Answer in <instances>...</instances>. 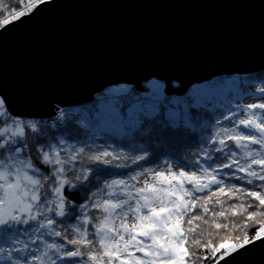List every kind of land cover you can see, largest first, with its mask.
<instances>
[{
  "label": "water",
  "instance_id": "water-1",
  "mask_svg": "<svg viewBox=\"0 0 264 264\" xmlns=\"http://www.w3.org/2000/svg\"><path fill=\"white\" fill-rule=\"evenodd\" d=\"M261 74L264 0H58L0 31V99L9 117L28 121L110 88L149 94L157 81L172 99ZM218 264H264V240Z\"/></svg>",
  "mask_w": 264,
  "mask_h": 264
},
{
  "label": "trees",
  "instance_id": "trees-1",
  "mask_svg": "<svg viewBox=\"0 0 264 264\" xmlns=\"http://www.w3.org/2000/svg\"><path fill=\"white\" fill-rule=\"evenodd\" d=\"M54 1L58 0H47L46 3L38 4V6ZM4 3L7 7L16 8L17 11H20L26 9L28 0H23V2L22 0H4ZM38 6L28 11L25 16L31 15ZM7 14V11H5L3 15H0V19H3ZM253 87L264 88V74L249 78L217 79L190 90L181 98L172 99L158 96L152 92H149V94L140 93L134 87L110 88L105 90L96 101L76 109L66 110L62 120L33 121L36 125V131L25 128L23 139L28 144L27 152L31 154L36 167L40 169V176H50L54 166L40 162L42 153H37L35 151L36 147L49 144L57 146V150H61V156L63 157L66 153L71 152L72 146L76 148L83 146L85 152L77 158L75 171L78 174L81 169L90 170L89 181L94 186L103 185L105 182L114 179L129 180V177L134 174L140 178L150 174L155 167L171 162L179 164L184 169L196 171L199 176H203L202 180L204 182L211 178L210 176L204 178V169L215 175L217 179H222L224 183L222 185L214 184L211 192H218L220 187H224L227 192L229 188L235 186V188L248 191H259L261 195H264V187H257L258 185H264V181L249 177L244 172L236 171V165L232 169L224 168L221 170L218 167L223 161L231 162L224 155L229 150L236 151L235 159L239 160L240 165L247 167L253 159H264V148H261L260 145L249 144L247 150L260 152L261 155L246 158L244 155L245 150L237 149L232 140H226L223 152L214 151V149L221 147L218 143L219 139L225 138L223 132H221L220 137H217L216 133L225 128L236 127L235 121H237L238 114H241L242 111L250 112L251 109L240 110L234 106L239 100L255 97L251 92ZM118 90L121 91L117 92ZM229 98L233 99V103L227 104L226 108L221 109L220 102L225 103ZM0 111L6 113L8 123L12 127L11 117L7 114L4 103ZM261 115L264 116V113ZM4 119L5 117H0V123H3ZM237 131L247 133L248 129L240 125ZM256 135L259 134L256 133ZM2 139L3 137H0V140ZM213 139H216L217 143H211ZM105 149L112 152L117 158L106 157L108 163L88 159L89 156ZM4 151V149H0V153ZM140 156H143L144 159L137 160L136 157ZM65 167L67 169L68 165H65ZM249 171L264 174V171L257 164H252ZM141 172L145 174L140 175ZM67 175L69 179H72L71 171H68ZM237 177L241 179H237ZM248 180H251L252 183H248ZM52 182V179L44 182L41 189L42 198L45 191L50 193L49 185H52ZM73 182L76 184L75 188L65 185L63 189V194L66 197L64 208L66 215L61 217L56 212H50L47 213V216L56 221L53 228L67 235V239L74 237L75 233H73L72 228L79 225L82 229L87 230L89 233L88 239L92 240L94 239L92 233L95 231V217L102 215V213L89 207L87 215L92 222L88 224L80 223L82 216L80 206L89 202L86 198L90 194L84 191L80 181L73 180ZM93 190L95 189L93 188ZM206 197L200 198L199 203H196V207L184 215L183 221L178 222L182 228L187 229L189 227L187 221L190 217L200 215L203 216L205 221H208V223H203L201 220H195L193 226L199 225L196 232H185L189 243L185 244L184 247L188 249L189 253H195V256L189 255L185 258L186 264H192L194 260L196 264H217V261L219 263L227 258L230 254L224 256L223 259H219L224 249L213 253L211 248L193 245L192 242L199 238L202 245L211 241L213 246H218L221 236L225 234L226 230L215 228L212 221L215 219L216 222L221 224L229 222L240 224L246 219L247 212L253 211L247 205L252 204L255 206L259 203L252 197L233 191L228 195L220 194L213 197V200L206 205L209 212L205 214L203 205ZM218 200L224 203H217ZM192 201H194V198ZM240 204L245 205L247 212H244L243 209H237L236 213L233 214L231 206ZM50 206L55 208V205ZM224 209L229 210L227 220L222 217H213V212ZM260 210L257 208V211ZM43 219L44 217H38V220ZM37 222L30 221L28 225L18 224L15 230L8 228L6 225L0 228V264H17V261L20 264H24L25 261H27V264H40L39 261L33 259L37 255L43 257L44 264H49L48 257L43 256V252L47 250L49 255L56 258V254L47 249V243L53 241L64 244V251L78 247L68 244L61 237L43 235L47 229H41L39 237L31 236L30 239V233L26 229H30ZM258 227V224L253 226L249 222L247 235L251 237ZM4 231L10 234V238L15 233V236H18V242L12 244L6 241L3 236ZM235 234L233 232V235ZM32 239H35L36 242L32 243ZM95 239L99 240V237H95ZM260 241L263 240H254L239 249L252 246ZM25 243H27L29 250L27 252L12 251V259H9L7 249L13 247L23 248ZM96 247L99 248V245L97 244ZM33 248L38 249V251L31 252ZM81 251L87 252L88 249L81 248ZM135 255L141 259H150V257H144L141 252H136ZM21 257H23L22 260ZM197 257L200 259H197ZM203 257H207V259H203ZM121 259H127L131 264L130 257L122 255ZM83 260L87 261V264H92L91 261L87 260V256ZM57 264H72V261L57 259ZM113 264H120V261L114 260Z\"/></svg>",
  "mask_w": 264,
  "mask_h": 264
},
{
  "label": "snow or ice",
  "instance_id": "snow-or-ice-1",
  "mask_svg": "<svg viewBox=\"0 0 264 264\" xmlns=\"http://www.w3.org/2000/svg\"><path fill=\"white\" fill-rule=\"evenodd\" d=\"M46 2L47 0H28L26 9L17 11L16 8L7 7L4 0H0V15H3L5 11L8 13L7 16L0 19V28L19 20L38 4ZM260 91L264 93V88ZM2 108L3 101H0V109ZM248 108L264 111V103L250 104ZM0 117H5L3 123H0V137H3L0 140V149L5 150L0 153V228L6 225L8 228L15 230L18 224L28 225L30 221H38L30 229H26L30 233V239L31 236L39 237L41 229H47L43 235L61 237L68 244L78 246L72 250L64 251L65 245L62 243L58 244L54 241L47 243V249L56 254V258H53L52 255H49V251L45 250L43 252V256L48 257L49 264H57V259L71 260L72 264H87V261L83 260L85 256L92 264H113L114 260L120 261V264H129V260L121 259L122 255L130 257L131 264H186V257L189 255L195 256L194 252L189 253L188 249L184 247L185 244L189 243L185 232H196L199 225L193 226L195 220H201L203 223H208V221H205L203 216L197 215L188 219L189 227L187 229L182 228L178 222L183 221L184 215L192 211L196 207V203L200 201L199 197H195L194 201H185L184 197L193 196L194 192H200L204 189L211 191L210 185H222L224 183L222 179H217L215 175L204 169V178L209 176L211 178L208 183H203L202 177L197 175L196 171L174 173L171 169H168L167 172L151 173L150 180L146 179L143 186L139 188L129 182H139V176L135 174L131 175L129 180L114 179L105 182L103 185L94 186L89 181L90 170L81 169L78 174L75 171L77 158L85 152L83 146L79 148L72 146L71 152L62 157L61 150H57V146L51 144L39 146L35 149L37 153H42L41 163L54 166L50 176H40V169L36 167L33 157L27 152L28 144L23 139L25 128L36 131V125L24 124L22 121L12 119L11 124L15 125V128H13L8 123L5 112L0 111ZM240 125L248 129V132L237 131ZM221 132H223L225 138L219 139L218 143L221 147L214 149V151L223 152L226 140H232L237 149L245 150L244 155L246 158L261 155L260 152L247 149L249 144L260 145L261 148H264V120L257 123L255 119L249 116V118L239 119L236 122V127L218 131L216 136L220 137ZM256 133L259 135L257 136ZM211 143L215 144L217 140L213 139ZM224 155L231 162L223 161L219 164L218 167L221 170L224 168L232 169L236 165V171L244 172L249 177L264 181V174L249 171L252 164L259 165L261 170L264 171V159H253L252 163L245 167L240 165L238 159H235L236 151L229 150ZM109 156H112L113 159L117 158L112 152L105 149L89 156L88 159L108 163L105 158ZM136 159H144V157L140 156ZM65 165H68L67 169ZM68 171L72 172V179L68 178ZM144 174V172L140 173V175ZM48 179L53 181L52 185H49L50 193L45 191L42 198L41 189ZM237 179L241 178L237 177ZM73 180L80 181L84 191L90 194L86 198L89 202L80 206L82 214L80 223L88 224L92 222L87 215L89 207L102 213V215L95 217V231L92 233L94 239L92 240L88 239L89 233L87 230L82 229L79 225L72 228L73 233H75L74 237L67 239V235L53 228L56 221L47 216V213L50 212H56L61 217L66 215L64 212L66 197L63 194V189L65 185L75 188L76 184ZM173 181H177V183L173 184ZM185 182L192 185L191 190L184 187ZM247 182L252 183L251 180ZM165 183L169 187H161ZM257 187H264V185H258ZM129 188H133L134 191L129 192ZM233 191L254 198L255 201L259 202L258 205L248 204L247 207L253 209L251 212H247L244 204L231 206L233 214L236 213L237 209H243L244 212H247L246 219L240 224L235 222L221 224L216 222L215 219L212 221L215 228L226 230L225 234L221 236L218 246H213L211 241L202 245L199 238L192 242L193 245L211 248L213 253L224 249L219 259H223L224 256L254 240H264V195H261L259 191H248L233 186L226 192L224 187H220L218 192H211V195L204 199V213L208 214L209 209L206 205L213 200V197L220 194L228 195ZM173 196L175 199H171ZM133 200L134 204L130 203ZM217 203L223 204L224 202L218 200ZM50 205H55V208ZM257 208L261 210L257 211ZM145 210L147 214H145ZM228 211V209H224L213 212L212 215L227 220ZM16 213H19V215ZM166 213L167 215H165ZM129 214L133 217L130 224L126 222ZM38 217H44V219L38 220ZM249 222L253 226L259 225L257 231L251 237L247 235ZM233 232L236 234L233 235ZM3 236L6 241L12 244L18 242V236H15V233L10 238V234L4 231ZM95 237H99V240H96ZM140 237L143 239H140ZM35 242L36 240L32 239V243ZM97 244L99 248L96 247ZM81 248L88 249V251H81ZM130 248L134 251H129ZM28 250L27 243L23 248L13 247L7 249L9 259H12V251L27 252ZM37 251L38 249H31L33 253ZM136 252H141L144 257H150V259H141L135 255ZM105 258H107L106 261ZM22 259L23 257H21ZM33 259L39 261L40 264H44L42 256L37 255ZM197 259L200 258L197 257ZM203 259H207V257H203ZM17 264H20V262L17 261ZM24 264H27V261ZM192 264H196V261L194 260Z\"/></svg>",
  "mask_w": 264,
  "mask_h": 264
},
{
  "label": "rangeland",
  "instance_id": "rangeland-1",
  "mask_svg": "<svg viewBox=\"0 0 264 264\" xmlns=\"http://www.w3.org/2000/svg\"><path fill=\"white\" fill-rule=\"evenodd\" d=\"M29 16L27 15V16H24V17L25 18H28ZM24 17H22V18H24ZM22 18H20L19 20L14 21L13 23H11V24H9L7 26H4V27L6 28V27H8V26H10V25H12L14 23H17ZM2 30L3 29L0 28V31H2ZM164 87L165 86L163 84H161V83H159L157 81H151V82H149L146 85V88L148 89L149 92L156 93L158 96H163L164 95V91H165L164 90L165 89ZM260 89L261 88L253 87L252 90H251V92L255 95V97H247L245 99L239 100V101H237V103H235V106L234 107L236 109H240V110L242 109V110H244V109H249L248 108V105H250V104H261V103H264V93H262L260 91ZM119 91H121V90H118L117 92H119ZM0 101H2V100L0 99ZM232 101H233V99L232 98H229V100H226L225 103L220 102V108L221 109L226 108L227 104H232L233 103ZM263 113H264V111H262L260 109H258V110H250V112H247V113L245 111L244 112L242 111L241 114L239 113L240 115L238 114V117L236 118V120L238 121L239 119H245V118H249V116H251V118L255 119L256 122L258 123L259 121L261 122L262 120H264V116L261 115ZM258 117H260V118H258ZM237 121H235V124H236ZM28 123L34 124L33 121H28V122H26L24 124H28ZM229 129H231V128H229ZM168 169H171V171L174 172V173H178L180 171H185V172H189V173L192 172L190 170L184 169L183 167H181L177 163H171V162H169V163L161 164L160 166L155 167L154 168V171H152L151 173H154V172H167ZM151 173L150 174H146V175L140 177L139 178V182H135V181L132 182V181H130V184L135 185L136 188H139V187L143 186V182L146 179L150 180ZM201 177H203V176H201ZM208 181L207 182H204L202 180L203 183H208ZM176 183H177V181H173V184H176ZM161 187L167 188V187H169V185L167 183H165V184L161 185ZM184 187L187 188V189H190V190L192 189V185L187 184V182H185ZM128 191L129 192H132V191H134V189L133 188H129ZM195 197H196L195 195H193V196H185L184 199H185V201H192L193 198H195ZM171 199H175V197L173 196V197H171ZM130 203H133L134 204V200L133 201H130ZM145 214H147L146 213V210H145ZM18 215H19V213H18ZM165 215H167V213ZM132 221H133V217H132L131 214H129L128 220L126 222L130 224ZM117 223H119V221H117ZM125 238L127 239L128 237L126 236ZM140 239H143V238L140 237ZM239 250H241V249H238V250L233 251L230 255H233L234 253L238 252ZM129 251H132V248H130Z\"/></svg>",
  "mask_w": 264,
  "mask_h": 264
},
{
  "label": "built area",
  "instance_id": "built-area-1",
  "mask_svg": "<svg viewBox=\"0 0 264 264\" xmlns=\"http://www.w3.org/2000/svg\"><path fill=\"white\" fill-rule=\"evenodd\" d=\"M64 116H65V111H59V112L57 113L56 117H55L53 120H62V119L64 118ZM12 119H16V120H18V121H22V122H24V123L28 122L27 120L22 119V118H11L10 121H11ZM11 125H12L13 128H15V125H14V124H11Z\"/></svg>",
  "mask_w": 264,
  "mask_h": 264
}]
</instances>
